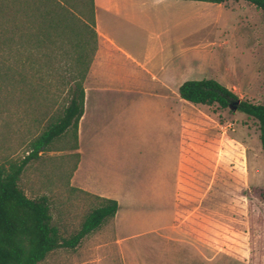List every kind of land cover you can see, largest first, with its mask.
<instances>
[{
    "label": "rangeland",
    "instance_id": "374dc122",
    "mask_svg": "<svg viewBox=\"0 0 264 264\" xmlns=\"http://www.w3.org/2000/svg\"><path fill=\"white\" fill-rule=\"evenodd\" d=\"M236 10L231 18H222L227 33L221 30V40L226 38L230 45L225 51L204 53L197 74L188 78L214 80L238 101L256 105L264 89V23L259 11L248 4ZM209 11L217 13L214 7ZM12 21L18 29H11L10 48L0 52V60L7 65L0 68V164L17 162L29 152V143L61 114L69 77L77 79L79 74L68 42L60 49L66 53L46 57L33 50L28 58L18 39L24 20ZM212 31L213 26L206 28L198 39ZM199 109L219 126V182L217 196L206 198L199 222L185 228L189 237L168 236L169 232L138 234L139 222L124 203L122 219L115 223L113 217L105 219L74 248L55 249L37 264H264V168L257 124L233 108ZM73 144L72 132L67 130L26 164L17 183L28 199L46 197L50 225L61 240L74 235L90 211L103 204L70 184L78 160ZM81 149L79 180L95 194L114 189L115 185L88 175L86 166L101 164Z\"/></svg>",
    "mask_w": 264,
    "mask_h": 264
},
{
    "label": "crops",
    "instance_id": "0c3cea01",
    "mask_svg": "<svg viewBox=\"0 0 264 264\" xmlns=\"http://www.w3.org/2000/svg\"><path fill=\"white\" fill-rule=\"evenodd\" d=\"M241 4L248 3L92 0L97 46L82 82L70 184L115 201L114 223L126 215L120 213L125 203L139 222L138 234L189 237L185 228L199 222L206 198H216L219 126L199 109L206 106L181 100L177 88L197 74L204 53L230 45L221 40V30L227 33L222 18ZM210 26L211 35L198 39ZM81 148L101 164L86 166L88 175L114 189L95 194L79 180Z\"/></svg>",
    "mask_w": 264,
    "mask_h": 264
},
{
    "label": "trees",
    "instance_id": "16d2710c",
    "mask_svg": "<svg viewBox=\"0 0 264 264\" xmlns=\"http://www.w3.org/2000/svg\"><path fill=\"white\" fill-rule=\"evenodd\" d=\"M182 1L222 4L225 0ZM242 1L259 11L264 23V0ZM18 18L24 20L20 23L19 46L27 50L28 58L33 50L44 53L46 57L54 52L66 53L60 49L68 42L79 70L77 79L72 76L68 79V98L61 114L29 143V152L22 159L0 164V264H37L55 249L74 248L105 219L114 216L117 204L100 199L103 204L90 211L78 231L67 240H61L50 225L46 197L28 199L18 188L17 183L26 164L55 138L71 130L75 141L76 124L82 113V82L97 46L92 0H35L34 3L32 0H0V52L10 48L11 29H18L12 20ZM6 66L0 60V68ZM177 96L194 106L233 108L252 118L257 124L264 168V89L262 101L256 105L238 101L230 90L211 79L185 81L177 88Z\"/></svg>",
    "mask_w": 264,
    "mask_h": 264
},
{
    "label": "water",
    "instance_id": "95a60500",
    "mask_svg": "<svg viewBox=\"0 0 264 264\" xmlns=\"http://www.w3.org/2000/svg\"><path fill=\"white\" fill-rule=\"evenodd\" d=\"M230 109V108H229Z\"/></svg>",
    "mask_w": 264,
    "mask_h": 264
}]
</instances>
